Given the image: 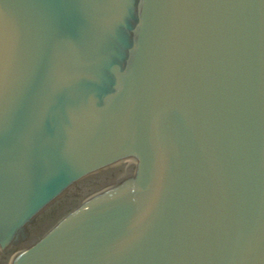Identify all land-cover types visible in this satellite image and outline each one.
Masks as SVG:
<instances>
[{
	"label": "water",
	"instance_id": "95a60500",
	"mask_svg": "<svg viewBox=\"0 0 264 264\" xmlns=\"http://www.w3.org/2000/svg\"><path fill=\"white\" fill-rule=\"evenodd\" d=\"M0 264H264V0H0Z\"/></svg>",
	"mask_w": 264,
	"mask_h": 264
}]
</instances>
